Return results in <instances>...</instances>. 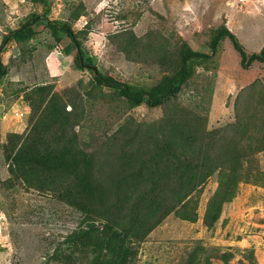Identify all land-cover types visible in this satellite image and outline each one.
<instances>
[{"label": "rangeland", "instance_id": "374dc122", "mask_svg": "<svg viewBox=\"0 0 264 264\" xmlns=\"http://www.w3.org/2000/svg\"><path fill=\"white\" fill-rule=\"evenodd\" d=\"M50 6L49 19L65 23L76 34L84 62L136 86L160 79L175 61L180 41L194 51L209 52L206 41L219 28L234 34L247 56L264 44V0H50ZM42 13L43 6L30 0H0V44L8 32ZM33 29L30 38L10 41L0 54L6 70L0 78V264H79L97 251L90 247L85 258L72 253L67 237L83 216L62 202L61 194L15 182L8 189L5 184L14 180L8 170L9 139L12 134L25 139L38 126L35 103L45 96L76 102L74 111L69 104L66 108L68 135L93 159L100 154L101 160H109L115 149L101 145L117 141L125 129L140 139L138 145L144 138L150 141L149 125L171 112L183 132L189 134L193 125L195 144H201L206 162L209 155L220 166L187 199V214L194 219L166 216L144 239L128 242L126 264H264V63L241 64L238 52L224 39L213 60L195 66L192 80L177 96L156 108H131L110 89L96 87L88 68L77 67L66 36L56 40L40 23ZM46 136L50 150L63 151L53 135ZM111 163L100 162L107 168ZM140 171L144 181L138 177L132 185L148 184L149 171L167 180L152 162ZM218 188L224 202L208 225L206 206ZM135 219L144 220L137 215L126 222ZM69 253L74 259L66 258Z\"/></svg>", "mask_w": 264, "mask_h": 264}, {"label": "trees", "instance_id": "16d2710c", "mask_svg": "<svg viewBox=\"0 0 264 264\" xmlns=\"http://www.w3.org/2000/svg\"><path fill=\"white\" fill-rule=\"evenodd\" d=\"M30 1L43 6L42 15H32L19 28L3 36L0 54L10 41L20 43L30 38L34 34L33 25L43 24L56 40L60 39V35L68 38L76 52L77 67L88 68L96 87L110 89L116 100L125 102L131 108L139 105L156 108L177 96L192 80L195 66L213 60L218 45L224 39H228L233 49L238 52L241 64L264 63V44L259 52L247 56L235 35L223 27L211 32L209 40L206 41L209 52L194 51L186 42L180 41L176 48L175 61L162 71L160 79L155 84L151 86L127 84L104 75L89 60L87 62L82 60L84 53L76 34L65 23L49 19L50 0ZM5 74L6 70L0 56V78ZM45 89L48 90L47 94H50L51 89ZM45 99L47 105L40 111ZM68 104L73 111L78 107L76 102L67 103L57 96L53 98L45 96L41 102L35 103L33 113L40 115L38 126L33 125L25 139L16 134H12L9 139L11 148L7 157L8 170L14 180L10 179L5 184L8 189L13 187L15 182L27 184L29 187L24 185L26 189H34L41 193L61 194L62 202L80 211L83 218L78 227L69 233L66 243L72 246V253L82 254L83 258L88 254L90 247L97 251L88 262L81 263L78 259L76 262L126 264L128 242H139L144 239V234L156 225H161L166 216L175 213L181 215L183 219H194V214L191 216L187 214L185 205L187 199L220 166L214 157L208 155L206 162L207 157L200 154L199 147L202 146L200 143L195 144L197 134L193 125L189 134L183 132L173 114L168 112L167 118H161L149 125L150 141L147 142L144 138L141 140L142 145H138L140 139L135 140L129 134V130L125 129L123 136L117 141L112 138L110 140L112 144L108 145L106 140L101 145V149H115L113 154L106 157L109 160H101L103 157L100 154L93 159V155L72 144L68 135L70 127L68 121L70 113L66 111ZM215 132L202 136L206 137ZM46 135H53L52 137L63 146V151L50 150L46 146L49 139ZM214 144L215 141L211 143L210 149ZM110 161H114V164H110L111 168L100 164ZM147 162L155 164L167 180L160 181L155 178L153 171H149L148 184L132 185L131 180L135 178L139 177V180L144 181L140 170L146 167ZM60 175L65 178L59 177ZM99 175L106 177L103 180L95 179ZM233 194L230 193L226 201L231 199ZM220 196L221 188H218L206 206L204 221L208 225H211L221 212L224 201L219 200ZM137 215L142 216L144 220L126 222L128 218ZM74 256L71 258L69 253L66 258L74 259Z\"/></svg>", "mask_w": 264, "mask_h": 264}, {"label": "built area", "instance_id": "2783aa9c", "mask_svg": "<svg viewBox=\"0 0 264 264\" xmlns=\"http://www.w3.org/2000/svg\"><path fill=\"white\" fill-rule=\"evenodd\" d=\"M4 226V223H3V220H2V215H1V213H0V229H1V227H3Z\"/></svg>", "mask_w": 264, "mask_h": 264}]
</instances>
